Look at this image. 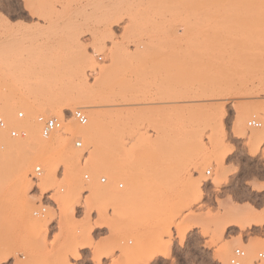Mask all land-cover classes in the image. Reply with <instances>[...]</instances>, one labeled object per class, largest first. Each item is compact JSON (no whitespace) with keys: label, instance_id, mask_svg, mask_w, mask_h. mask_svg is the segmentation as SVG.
Returning <instances> with one entry per match:
<instances>
[{"label":"rangeland","instance_id":"374dc122","mask_svg":"<svg viewBox=\"0 0 264 264\" xmlns=\"http://www.w3.org/2000/svg\"><path fill=\"white\" fill-rule=\"evenodd\" d=\"M175 1L0 0V115L7 125L0 145L19 141L7 135L11 129L24 128L28 135V128L36 125L40 135L36 118L56 116L38 110L53 99L72 104L85 87L90 88L89 99L76 100L82 106L78 110L87 124L94 113H101L104 130L91 144L64 135V146L76 152L69 167L75 166L79 186L72 185L60 161L49 173L41 154L25 150L6 155L0 148V255L11 253L13 264H62L70 251L75 252L74 264L76 254L79 264H89L93 251L107 254V264H142L173 234L174 259L188 255L180 254L183 235L199 264H229L237 248L251 256L252 264H264L255 263L257 254L264 253V195L256 190L229 202L231 190L228 184L213 183L212 166L222 129L230 134L235 129L239 135H229V143L242 149L247 132L264 124V50L245 53L237 48L241 55L234 56L235 40V50L226 43L242 39L247 23L262 15L245 6L241 12L221 13L215 4L219 0H193L187 8L180 7L184 0ZM232 27L244 30L240 34ZM219 37H228L227 45ZM31 88L51 96H28V112L17 104ZM6 103L8 120L2 114ZM75 110L65 113L71 116ZM250 119L261 127L248 128ZM77 140L82 149L75 148ZM96 146L103 147V159H96ZM60 156L61 161L66 158ZM143 164L163 175L158 189L178 197L175 205L169 206L168 198L158 201L159 190L150 186L137 187L144 193L134 198L118 197L128 185L108 172ZM36 167L42 171L37 181L31 178ZM253 167L259 172V161ZM93 172L96 183L110 185L116 195L110 191L92 201L87 184ZM17 173L26 176V204L15 200ZM44 178L51 191L41 193ZM190 187H198L201 197L179 198ZM49 194L57 208L45 200ZM253 217L263 223L240 228L239 222Z\"/></svg>","mask_w":264,"mask_h":264},{"label":"bare ground","instance_id":"6f19581e","mask_svg":"<svg viewBox=\"0 0 264 264\" xmlns=\"http://www.w3.org/2000/svg\"><path fill=\"white\" fill-rule=\"evenodd\" d=\"M176 1H175V3H176ZM203 1H205V0H203ZM237 1L238 0H219V3H215V4H219L217 6L221 10V13H222V11H225V12L227 11L228 12L230 10H233V11L234 10L236 11L238 9L240 10L241 8L243 9V6H245L244 8L249 9L250 11H252V12H250V11H248V12L254 14L255 13L254 10H256V12L259 14V16L262 15V18L257 17L258 15H256V17H254L252 20L249 19L251 22H250V24L246 22L248 24V26L250 25L249 27L246 26L248 28V29H245L246 31L244 30L243 27H240L241 28L240 30H242V32L244 30V32H243L244 35H240V36H242V39H240L241 37H239V39H237V41H236V39L227 40L228 37H229V35H227L228 36L227 39L225 38L227 40V42H226L225 39H223V38L221 39L219 37L221 40H224V41L220 40L221 43L224 42V44H226V43L230 44V42H231V45H230L231 47L229 45L228 46L230 48H233V45H234V48L236 49V51L233 54L234 56H238L242 51H245V50H246L245 53H247V52L252 53V52H254L253 50H255V49L264 50V0H247L248 2L245 5H243L244 3L243 4L240 3L242 0L241 1L239 0L240 2H237ZM190 2H194V1L193 0H184V2L182 3V5L180 7H182V6L184 7L185 6L184 8H187V6H190L189 5ZM200 2H202V1H200ZM198 4H199V2H198ZM246 5H247L248 8L246 7ZM168 6L171 7L172 9H174V10L176 8V7H172L173 5H171V4L168 5ZM178 6H179V4H178ZM201 6H202V4H201ZM162 7L164 8V4L162 5ZM162 7H160V8H162ZM166 8H168V7H166ZM233 11H230V12L233 13ZM244 11H246V10L244 9ZM237 12H235V13H237ZM239 12H241V10ZM248 16H250V15H248ZM249 20H247V21H249ZM227 28H229V27H227ZM235 28L236 27L233 28L234 31H235ZM240 30L237 29L236 32L238 31V33H240L241 32ZM227 31H228V29H227ZM230 32H232V31H230ZM230 32H224V35H226L225 33L228 34ZM242 32L240 34H242ZM246 32L248 33V35L245 34ZM235 34L236 33H234V35ZM245 35H247L246 38H245ZM232 36H230V37H232ZM232 40H235V41H233L234 44H233ZM216 42H214V43L217 44ZM218 43H219V40H218ZM222 45L223 44H221V46ZM236 45H237V47H236ZM223 47H225V45H223ZM237 48H238L239 51H241L240 53L238 52ZM241 48H242V50H241ZM255 52H257V51H255ZM230 53H232V52H230ZM235 62H237V61H235ZM29 91L30 92L28 93V95L26 94L27 98H25L26 97L25 95H24L25 97L22 96L23 98H21L18 101V104H17L18 107L22 108L23 110L25 109L28 112H29L28 96H36V95L51 96V94H49V93H37L32 88ZM89 93H90V88L89 87H85V89L83 91L78 93L76 99L74 100V102L72 104L71 103L68 104L67 100L53 99V100H50L48 102L47 107L45 109L38 110L39 113H43V114L44 113H52L53 115H55L57 117V119H59L64 124V128H63V130L61 132H58V133L52 135L48 139H44V138L41 137V135H39L38 129L35 127L36 125H33V126L30 125L31 127L28 128L29 132H28V135L26 136V138L17 139L19 141L15 140L16 142L14 141L13 143L12 142L11 143L8 142V144L7 143H5V144L3 143L2 145H0V148H3V151H5L4 153L6 155L9 154V153L19 154V153H21L22 151H25V150L26 151L28 150L29 152H31L34 155L35 154L36 155H40L41 154L42 157H45V161L49 164V165H47L49 167H46V168H48V170L47 169L46 170L49 171V173L51 171H54L53 168H51L50 166L53 163H55V161H60V162L63 163V165L66 166L65 169H67L69 171L68 175L70 177L72 185L73 186L74 185L75 186L76 185L79 186L80 184L82 185L81 179L76 176V174H78L77 171H76V173H74L75 166H73L72 169L69 167V161L76 157L75 156L76 152L71 147L64 146V139L66 138L64 135L67 134V135L75 136L76 138L82 139L85 143H90V144L93 143L97 138H99L100 136H103V134H104V132H103L104 130H103L102 114L101 113H94L91 116V118H90V120H89L87 125L77 126L75 123H73L74 120L71 118V116H67L65 112L66 111H70V110L75 109V108L76 109L82 108V106L79 103H77L76 100L85 102L86 100L89 99ZM7 109H8V104L6 103V104H4V111L2 113L6 120H8L10 118L9 115H7V113L5 112V110H7ZM211 115H213V113ZM211 115H210L209 118H214V117H211ZM25 128H27V126ZM4 134H5V131H1L0 130V136H3ZM247 134H249V137H248L249 140H252L253 142H259V140L261 138H264V124H263V127L261 129L253 130L251 132H247ZM62 146H64V147H62ZM103 150L104 149L101 146H99V147L96 146L94 148L93 153L95 152L97 154L96 159H100V158L103 159V156H102V155H104V153H103L104 151ZM64 154L66 155V158L62 159V161H61V156L60 155H64ZM58 157H60V158H58ZM106 158H108V161H110V162L113 159L112 156H108ZM83 168H84V165H83ZM47 174H48V172H47ZM47 174L45 176H47ZM96 174L97 173H95V172L92 173V180L90 182H88V184H87L88 187H90L89 188V190H90L89 192H90L91 200L94 201V202H98L100 199L106 198L107 195L112 193V192H113V194H115L114 191H111L112 188L110 187V185H106L105 186V185H98L96 183V180H95ZM108 174L112 178L125 180L127 185H128V188H127V190L125 192H123V193H117L116 192L119 198H122V199L123 198H126V199L129 198V199H131V198H134L135 195L136 196L137 195H142L144 192L142 194H141V192L139 193V190H137V187H139V186H144V187L145 186H150L152 188H156L157 191L159 190L160 193L156 194L157 195L156 198L160 202H162L163 198H168V200L166 202H167V204L169 206L172 207L173 205L176 204V199H178V197L172 199L170 197V194H168L164 190L158 189L165 182V180L163 178V175L160 174V173H157L156 171L152 170L151 168H148V166H146V164H143L142 166H136V167L124 166V167H122L120 169H117V170H111V171L108 172ZM52 175H53V173H52ZM48 176H47V178H48ZM47 178H44L42 180V182H41V184L43 183L46 187H47V185L49 186V184H48L49 181H48ZM51 179H50V181H51ZM13 184H14V191H15V194H16L15 200L20 202V203H22V204H26L25 203V202H27L26 199H25V189H26V186H27L26 176L23 175L22 173L21 174L17 173L15 178H14ZM41 184H40V187H41ZM52 185H54V184H52ZM136 193H139V194H136ZM191 194H195L198 197H201V194H200V191H199L198 187H193V188L190 187V188H186L182 192V194L179 196V198H182L183 200H186ZM65 199H67V198H65ZM252 223L255 224V225H260L263 222L259 218L256 219V217L255 218L253 217V220H252V218H251V220H247V221L242 220L241 222H239V226H240L241 229H244L245 227H249ZM246 255H245L244 259H243V262L245 264H252L251 256L249 254L247 256ZM224 262H225V264H227L226 260Z\"/></svg>","mask_w":264,"mask_h":264},{"label":"snow or ice","instance_id":"6c2138e0","mask_svg":"<svg viewBox=\"0 0 264 264\" xmlns=\"http://www.w3.org/2000/svg\"><path fill=\"white\" fill-rule=\"evenodd\" d=\"M229 135H239V133H236L235 129H233L231 134L226 130H221L220 143L216 149L218 155L216 162L212 165L216 169V178L213 183L217 185L228 184L231 190V195L227 197L229 202L234 199H245L250 192H255L256 190H259L264 195V138H261L259 142H253L245 136L244 141L247 142L241 149L229 143ZM257 161H259V165L261 166L259 172L253 167ZM193 181L198 183L195 173H193ZM214 190L218 191L219 189ZM45 191H51V189L42 183L41 193ZM175 243L176 237L173 234L172 239L168 240L167 244L163 245L157 251L148 253L142 264H199L198 261L192 259L191 249L185 245L183 235L180 236V254L183 255L187 251L188 255L185 259H174L173 257L176 253L170 251V248L174 249ZM79 247L78 245L77 249ZM85 247L94 249L93 245H85ZM74 254L75 252H68L62 264H74ZM105 255L107 254L99 253L97 255L93 251L89 259V264H107V261L104 259ZM156 257H159V259H155ZM13 259L14 257L11 253L2 254L0 255V264H13ZM16 264H21V262L16 260ZM75 264H79L78 254H76Z\"/></svg>","mask_w":264,"mask_h":264},{"label":"built area","instance_id":"2783aa9c","mask_svg":"<svg viewBox=\"0 0 264 264\" xmlns=\"http://www.w3.org/2000/svg\"><path fill=\"white\" fill-rule=\"evenodd\" d=\"M17 117H18V119H23V113H18ZM71 118L77 124H79L81 126H84L87 124V118L81 110L77 109V110L71 112ZM36 123L40 128V135L44 139H48L52 135H54L58 132H61L63 130V123L59 119H57L56 117L38 116L36 119ZM247 127L250 129H258L261 127V123L255 119H250L247 122ZM6 128H7V125H6L3 117L0 115V130H5ZM7 135L10 138H14V139H24V138H26L27 133H26L24 128H16V129L9 130L7 132ZM74 146L77 149H82V143L78 140L74 142ZM41 174H42L41 168L36 167L34 170V175L31 176V178L33 180L37 181L38 177ZM207 174L209 175L210 172H207ZM84 178L87 179V176L85 175ZM105 181H106L105 178L100 179L101 183H105ZM119 187H122V185L120 184ZM45 200L48 201L49 203H52L53 206H55V208H57V204L51 198V194H49ZM43 206H46V205H43ZM41 211L45 212V209L42 208ZM244 257H245V251L241 248H237L233 251L232 256L229 259V263L230 264H245L243 262ZM261 261H264V253L263 252H259L257 254V260L255 261V263L261 262Z\"/></svg>","mask_w":264,"mask_h":264}]
</instances>
